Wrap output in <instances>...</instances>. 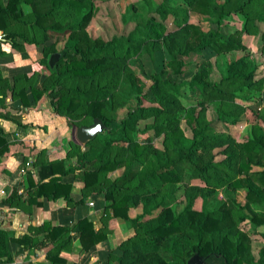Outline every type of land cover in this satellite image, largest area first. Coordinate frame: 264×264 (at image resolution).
<instances>
[{
  "label": "trees",
  "instance_id": "trees-1",
  "mask_svg": "<svg viewBox=\"0 0 264 264\" xmlns=\"http://www.w3.org/2000/svg\"><path fill=\"white\" fill-rule=\"evenodd\" d=\"M183 1L190 10L203 15L212 25L203 30L198 24L186 21L185 11L167 5V9L173 13L177 29L164 33V25L151 16L145 23H137L128 34L104 41L91 38L84 29L90 16L89 10H82L88 4L86 0H0L2 37L13 46L20 45L16 38L40 45V61L43 64H47L49 53L57 51L53 64L39 84H32L33 76L14 75L10 85L11 94L19 97L22 104H27L26 88H29L34 99L45 92L54 111L70 118L83 115L99 117L106 125L103 132L84 143L83 149L78 142L72 141L67 152V155L76 157L78 175L83 182L82 192L102 191L107 201L101 227L94 228L92 221L85 216L75 222L73 227L78 231L82 248L86 249L105 237L107 210L113 216L128 218V207L140 202L141 211L130 218L134 223L133 233L108 253V258L114 264H185L192 253L203 264H264V231L261 233L263 243L258 248V261L249 263V239L244 232L235 229V222L246 215L232 197L222 202L217 212L204 206L195 209L192 207L193 193L185 190V202L181 209L175 212L170 206L176 190L175 183L182 179L189 182L192 178L200 179L210 188L219 187L223 182L232 188L246 185L245 205L260 200L264 195L261 190L264 188V167L249 170L252 163L264 165V133L259 124L251 125L250 136L240 143L241 150L236 149L229 137L205 132L203 127H207V124H204L199 130L193 129L186 153L173 155L169 151L159 152L149 144L154 137L163 131H167L171 137L179 133L175 115L167 114L177 102L173 94L177 84L167 78L156 79L173 94L171 98H166L154 90L160 105L141 106L118 120L104 113L114 110L120 103L114 94L120 72L125 66L126 57L139 51L144 38H161L169 53L167 63L176 62L173 68L175 73L180 71L181 65L178 54L200 52L205 48L219 53L243 47L239 30L228 34L221 31L220 18L223 13L215 10L218 5L216 0ZM22 3L29 8L23 10ZM246 4L264 8V0H245L242 5ZM245 15L249 18L247 13ZM241 29L247 30L246 25ZM65 33L66 37L59 48L57 39L49 40L52 34ZM249 63L243 56L229 61L226 73L217 83L205 79L204 70L196 71L189 84L200 89L209 87V93H223L231 98L234 91L229 88L223 90V85L233 78L248 81L253 75ZM4 85L7 86L5 78L0 76V92H3ZM152 87L156 86L153 84ZM82 105L84 109L78 110ZM221 113L223 117L228 115L224 111ZM235 113L228 115L231 121L238 115V112ZM149 116L152 120L140 127L138 121ZM189 117L198 120L196 115L189 114ZM143 132H146L145 136L135 139V133ZM176 141L184 144V137H178ZM200 146L211 150L210 157L194 161L192 156ZM214 148L217 149L215 152ZM217 153L223 155L216 159ZM187 162L189 168L184 166ZM118 167L122 168L119 174L108 176L109 171ZM232 168L242 176L233 177L230 173ZM66 170L63 158L47 159L39 164V180L36 183L30 180V184L35 185V195L67 196L70 183L60 179ZM234 206L238 207L232 213ZM248 219L255 225L264 224V214L259 212H252ZM42 227L48 228L47 235L51 238L61 235L52 252L47 253L53 264L61 261L56 251L69 239L68 226L51 225L44 221ZM26 238L23 235L10 239L24 245ZM8 239L6 232L0 228V262L11 259Z\"/></svg>",
  "mask_w": 264,
  "mask_h": 264
},
{
  "label": "rangeland",
  "instance_id": "rangeland-1",
  "mask_svg": "<svg viewBox=\"0 0 264 264\" xmlns=\"http://www.w3.org/2000/svg\"><path fill=\"white\" fill-rule=\"evenodd\" d=\"M244 1L216 0L217 4H221V6H215L217 12L223 13L220 18L221 31L228 34L235 29L239 30L240 40L243 43L242 48L219 53L205 48L200 52L188 51L187 54H178L177 58L181 59V65L180 71L175 73L173 68L176 66V62L167 63L169 53L161 38L157 40L144 38L139 51L126 57L125 66L120 72L114 90L115 99L120 103L114 110H106L104 113L118 120L127 112L141 106L160 105L154 90H158V93L166 98H171L174 94L177 102L173 104L172 110L167 114L175 115L179 133L172 134V137L175 138L172 139L167 131H163L149 142L150 146L159 152L169 151L173 155L186 153V145L190 142L193 129L199 130L204 124H207V127H203L205 132L229 137L238 150H241L240 143L250 136L253 123L259 124L264 133V8L259 9V5H242ZM86 2L88 4L82 10H89L90 16L84 29L91 38L104 41L113 36L128 34L137 23L143 24L151 16L164 25V33L177 29L178 25L174 21L173 13L167 9V5L178 7V11H185L186 21L198 24L203 30L212 25L209 20L204 19L203 15L190 10L188 4L183 0H86ZM240 4L242 6H239ZM22 8L27 10L29 7L22 3ZM259 10L261 15H259ZM244 24L247 30L241 29ZM65 37L66 33L52 34L49 40L57 39L56 45L59 48ZM177 38L183 41L180 37L177 36ZM52 53L57 54V51ZM239 56H243L250 62L253 75L248 81L242 78H233L231 81L225 82L223 90L229 88L234 91L231 98L223 93H209V87L200 89L189 84L192 75L201 70L205 71V79L213 83L219 82L226 73L227 63ZM49 68L50 66L48 70ZM158 78H167L176 83L175 93H169L167 88L159 82L160 80L156 82ZM153 84L156 86L155 88L152 87ZM82 109H84V105L78 107V110ZM223 111L231 116L238 112V115L235 116L234 121H231L230 116L226 114L224 117L220 116ZM189 114L198 116V120L191 119ZM67 118L72 129L78 124H87L92 120L87 115L80 118L67 116ZM149 120H152L151 116L138 121V125L143 127L144 123ZM165 122L166 120H164ZM142 134L145 135L146 132ZM140 135L135 133V139H138ZM178 137H184V144H180L179 140L176 141ZM215 150L217 149L214 148V152ZM210 151L202 149L200 146L195 150L192 158L194 161L206 160L210 157ZM222 155V153H217L215 158ZM184 166L189 168L190 164L187 162ZM263 167L262 164L252 163L249 170H259ZM232 169L233 171L230 170V173L233 177L242 176V173L234 172V168ZM225 183L223 182L219 187L210 188L198 178H192L189 182H186L185 179L179 180L175 183L176 190L172 195L170 206L175 212L181 209L185 202L183 193L185 190L193 193L192 207L195 209L204 206L216 211L222 202H226L228 197H232L233 201L241 206L240 211L246 215L235 222V229L244 232L248 237L251 254L249 263H256L258 248L263 243L261 233L264 231V224L255 225L249 221L248 217L252 212L264 214V195L260 200L250 201L248 205H245L246 185L232 188ZM261 190L264 194V188ZM237 207H232L231 212L233 213ZM129 223L134 229V223L130 219ZM194 254H190L186 261Z\"/></svg>",
  "mask_w": 264,
  "mask_h": 264
},
{
  "label": "crops",
  "instance_id": "crops-1",
  "mask_svg": "<svg viewBox=\"0 0 264 264\" xmlns=\"http://www.w3.org/2000/svg\"><path fill=\"white\" fill-rule=\"evenodd\" d=\"M16 41L19 46L0 38V76L7 83L0 92V228L9 237L7 247L11 256L9 261L0 264H53L47 253L52 252L61 235L49 237L48 228L42 227L44 221L69 228V239L56 251L61 261L54 264H114L108 253L133 233L129 219L141 211V203L128 207V218L113 216L107 210L105 237L86 249L81 247L78 231L73 227L75 222L85 216L94 228L101 227L107 201L102 191L82 192L83 182L78 175L76 157L67 155L72 141L84 148L86 141L80 142L75 136L77 125L72 129L67 116L53 110L45 92L34 99L26 88L27 104H22L19 97L11 94L14 75L33 76L32 84H39L56 57L49 53L47 64H43L40 45L21 38ZM53 158H63L67 170L60 179L70 183L68 195H35V185L30 184V180L36 183L39 164ZM121 170L118 167L107 174L113 177ZM23 235L27 236L24 245L10 239Z\"/></svg>",
  "mask_w": 264,
  "mask_h": 264
},
{
  "label": "water",
  "instance_id": "water-1",
  "mask_svg": "<svg viewBox=\"0 0 264 264\" xmlns=\"http://www.w3.org/2000/svg\"><path fill=\"white\" fill-rule=\"evenodd\" d=\"M0 38H2L0 31ZM106 128V125L99 117H93L91 122L87 124H79L75 127V136L80 142H85L93 138L97 133ZM185 264H202L199 257L194 254L192 258L186 261Z\"/></svg>",
  "mask_w": 264,
  "mask_h": 264
}]
</instances>
